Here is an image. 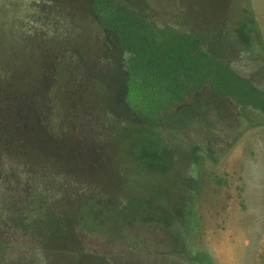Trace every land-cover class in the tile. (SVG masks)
Segmentation results:
<instances>
[{
    "label": "rangeland",
    "instance_id": "1",
    "mask_svg": "<svg viewBox=\"0 0 264 264\" xmlns=\"http://www.w3.org/2000/svg\"><path fill=\"white\" fill-rule=\"evenodd\" d=\"M127 1L146 9L155 24L203 33L225 31L216 39L218 49L235 55V69L264 89V0ZM91 5L90 0H0V76L10 78L12 73L3 70L42 61L46 46L63 51L67 45L66 55L75 54L77 46L75 50L90 57L91 51L105 43L90 16ZM97 87L106 99V88ZM57 89L58 105L74 102L63 86ZM99 94L89 97L91 105ZM136 95L129 100L137 108L153 107L154 121L161 113L160 128L120 123L108 139V152L98 162L102 165H91L88 176L103 186L114 185L120 197H135L139 204L149 206L146 213L155 232L115 226L110 227L114 235L102 236L108 227L101 204L91 197L100 215L81 217L85 225L94 226L98 236L92 232L86 240L71 237L59 243L65 237L61 229L68 223L70 231L78 217L75 210L68 217L62 215L60 211L67 207L62 204L51 209L54 213L48 214L45 208L39 211L43 216L37 227L40 234H29L23 223L17 226L7 216V207L14 203L10 201L13 189L0 185V264H129L128 254L165 248L184 256L202 253L213 260L208 264H264V253L254 258L264 246V116L257 109L242 110L229 96L233 117L232 123L227 122L233 126L216 120L207 124L202 119L206 111L201 98L158 111L159 99ZM56 116L58 127H65L66 112ZM67 144L68 156L62 165L70 171L80 162L74 161V148ZM196 144L197 164L192 155ZM182 220L188 225L182 226ZM49 222L61 229L49 231ZM246 237L252 240L247 242Z\"/></svg>",
    "mask_w": 264,
    "mask_h": 264
},
{
    "label": "trees",
    "instance_id": "2",
    "mask_svg": "<svg viewBox=\"0 0 264 264\" xmlns=\"http://www.w3.org/2000/svg\"><path fill=\"white\" fill-rule=\"evenodd\" d=\"M90 1V16L105 40L89 53L90 57L80 49L75 50L77 46L73 55H66L67 45L63 51L46 46L42 61L37 59L35 65L15 67L13 71L3 70L12 73L10 78L0 76V185L13 189L14 194L10 197L13 206L7 207L10 214L4 213L17 226L23 223L21 227L26 233L35 235L40 234L37 227L43 216L38 213L42 209L50 214L54 213L56 204L59 207L62 204L68 207L60 211H64V216L75 210L78 217L70 231L68 223L64 229L51 222L46 225L51 232L65 230V237L59 243L71 237L86 240L92 232L99 235L81 217L99 216L95 203L101 204L105 228L108 227L102 236L114 235L110 227L115 226L155 232L152 218L146 213L149 206L139 204L135 197H120L114 185L103 186L88 176L91 165H102L98 162L108 152V139L120 123L138 122L146 128L156 127L155 131L160 128V112L154 121L153 107L137 108L129 100L137 97L136 93L149 95L155 101L159 99L158 111L201 98L206 111L202 119L207 124L216 120L233 126L228 125L233 117L229 96L242 110L257 109L264 116V89L235 69V55L230 57L216 45L219 34L225 31L203 33L195 28L155 24L146 9L127 0ZM97 84L106 88V99L101 98L99 88H95ZM59 86L73 97L74 102L69 106L56 103ZM92 93H100L93 105L89 101ZM63 111L68 122L65 127L62 124L58 127L56 115ZM67 143L74 148V161L80 162L79 167L74 165L70 171L62 165L68 156ZM198 150L199 145H194L195 164ZM181 224L188 222L182 220ZM126 258L129 264L213 262L202 253L197 257L184 256L181 251L167 248L128 254Z\"/></svg>",
    "mask_w": 264,
    "mask_h": 264
},
{
    "label": "crops",
    "instance_id": "3",
    "mask_svg": "<svg viewBox=\"0 0 264 264\" xmlns=\"http://www.w3.org/2000/svg\"><path fill=\"white\" fill-rule=\"evenodd\" d=\"M246 239H247V242L249 241H251L252 240V237L250 238V239H248L247 237H246ZM257 252H259L258 254H256L255 256H254V258H256L258 255H262L263 253H264V246L262 245L261 247H260V249L257 251Z\"/></svg>",
    "mask_w": 264,
    "mask_h": 264
}]
</instances>
